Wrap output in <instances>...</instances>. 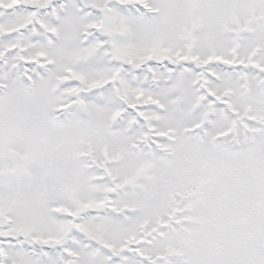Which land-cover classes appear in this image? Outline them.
Masks as SVG:
<instances>
[{"label":"snow or ice","instance_id":"6c2138e0","mask_svg":"<svg viewBox=\"0 0 264 264\" xmlns=\"http://www.w3.org/2000/svg\"><path fill=\"white\" fill-rule=\"evenodd\" d=\"M0 264H264V0H0Z\"/></svg>","mask_w":264,"mask_h":264}]
</instances>
